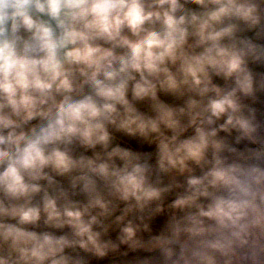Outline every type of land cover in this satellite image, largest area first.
<instances>
[{
  "label": "clouds",
  "instance_id": "1",
  "mask_svg": "<svg viewBox=\"0 0 264 264\" xmlns=\"http://www.w3.org/2000/svg\"><path fill=\"white\" fill-rule=\"evenodd\" d=\"M0 264H264V0H0Z\"/></svg>",
  "mask_w": 264,
  "mask_h": 264
}]
</instances>
